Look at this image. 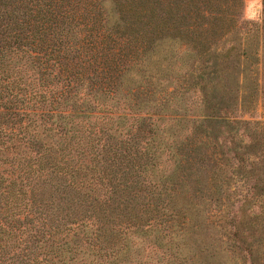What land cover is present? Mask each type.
Masks as SVG:
<instances>
[{
	"label": "trees",
	"instance_id": "trees-1",
	"mask_svg": "<svg viewBox=\"0 0 264 264\" xmlns=\"http://www.w3.org/2000/svg\"><path fill=\"white\" fill-rule=\"evenodd\" d=\"M242 10L0 0V264H264Z\"/></svg>",
	"mask_w": 264,
	"mask_h": 264
},
{
	"label": "rangeland",
	"instance_id": "rangeland-1",
	"mask_svg": "<svg viewBox=\"0 0 264 264\" xmlns=\"http://www.w3.org/2000/svg\"><path fill=\"white\" fill-rule=\"evenodd\" d=\"M264 0H243L241 23L243 25L255 24L264 30ZM260 81L262 95L259 98L256 109L251 115H245V119H253L264 122V68L261 69Z\"/></svg>",
	"mask_w": 264,
	"mask_h": 264
}]
</instances>
